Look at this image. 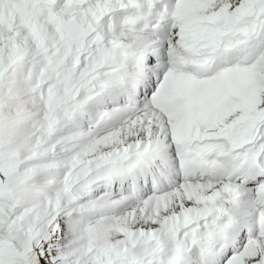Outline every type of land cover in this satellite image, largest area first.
I'll use <instances>...</instances> for the list:
<instances>
[{
  "label": "snow or ice",
  "instance_id": "1",
  "mask_svg": "<svg viewBox=\"0 0 264 264\" xmlns=\"http://www.w3.org/2000/svg\"><path fill=\"white\" fill-rule=\"evenodd\" d=\"M0 264H264V0H0Z\"/></svg>",
  "mask_w": 264,
  "mask_h": 264
}]
</instances>
